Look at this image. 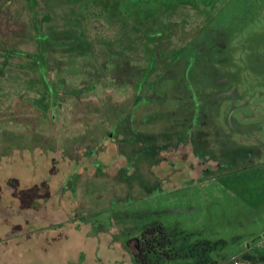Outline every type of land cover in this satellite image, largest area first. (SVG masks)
I'll return each mask as SVG.
<instances>
[{"label": "rangeland", "instance_id": "374dc122", "mask_svg": "<svg viewBox=\"0 0 264 264\" xmlns=\"http://www.w3.org/2000/svg\"><path fill=\"white\" fill-rule=\"evenodd\" d=\"M156 225L161 264H264V0H7L0 264H138Z\"/></svg>", "mask_w": 264, "mask_h": 264}, {"label": "trees", "instance_id": "16d2710c", "mask_svg": "<svg viewBox=\"0 0 264 264\" xmlns=\"http://www.w3.org/2000/svg\"><path fill=\"white\" fill-rule=\"evenodd\" d=\"M5 3L0 7V12ZM12 181L17 183L15 179ZM29 191L22 190L21 193L25 194ZM128 246L138 264H153V262L161 264L163 260H169L174 254L172 242L161 225L148 227L138 236L130 238Z\"/></svg>", "mask_w": 264, "mask_h": 264}, {"label": "flooded vegetation", "instance_id": "af4514ba", "mask_svg": "<svg viewBox=\"0 0 264 264\" xmlns=\"http://www.w3.org/2000/svg\"><path fill=\"white\" fill-rule=\"evenodd\" d=\"M49 197H50L49 187L45 182H43L42 185L38 186L37 189L35 190V195L31 201V205L34 207L35 202H37L38 199H47Z\"/></svg>", "mask_w": 264, "mask_h": 264}, {"label": "crops", "instance_id": "0c3cea01", "mask_svg": "<svg viewBox=\"0 0 264 264\" xmlns=\"http://www.w3.org/2000/svg\"><path fill=\"white\" fill-rule=\"evenodd\" d=\"M8 235L7 236H4L3 238L4 239H7ZM3 238H0V240H2ZM0 245H2V242H0ZM6 245V243H4V246ZM2 250V246H0V251Z\"/></svg>", "mask_w": 264, "mask_h": 264}, {"label": "water", "instance_id": "95a60500", "mask_svg": "<svg viewBox=\"0 0 264 264\" xmlns=\"http://www.w3.org/2000/svg\"><path fill=\"white\" fill-rule=\"evenodd\" d=\"M7 0H0V7L6 2Z\"/></svg>", "mask_w": 264, "mask_h": 264}]
</instances>
